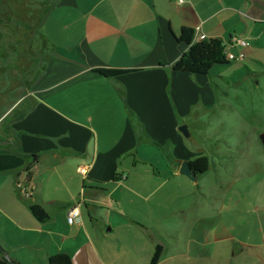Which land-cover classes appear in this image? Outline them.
Wrapping results in <instances>:
<instances>
[{
    "label": "crops",
    "instance_id": "1",
    "mask_svg": "<svg viewBox=\"0 0 264 264\" xmlns=\"http://www.w3.org/2000/svg\"><path fill=\"white\" fill-rule=\"evenodd\" d=\"M183 26L194 38L246 39L231 48L244 59L207 74L173 70L187 48L176 40ZM40 29L47 63L28 81L17 57L28 84L0 116L5 149L37 156L29 170L0 172L2 255L150 264L159 245L157 264H264L261 131L250 134L252 111L248 124L233 122L239 108L229 107L231 91L264 74V0H58ZM201 155L207 171L179 174ZM212 171L216 184L206 186ZM32 204L49 219L39 222ZM74 204L79 215L68 223Z\"/></svg>",
    "mask_w": 264,
    "mask_h": 264
},
{
    "label": "rangeland",
    "instance_id": "2",
    "mask_svg": "<svg viewBox=\"0 0 264 264\" xmlns=\"http://www.w3.org/2000/svg\"><path fill=\"white\" fill-rule=\"evenodd\" d=\"M57 2L58 0L1 1L0 22L4 25V31L0 33L3 39V45L0 42V116L10 108L20 92H24L30 77L41 71L40 64L43 62L45 66L47 63L49 49L41 42L40 27L47 10ZM18 56L19 59L27 61L25 65L28 69L27 82L24 78L21 79L23 72L19 74L26 67L19 65ZM18 83H21V89L17 87ZM231 94L229 107L239 108L238 114H231V120L233 122L244 120L248 124L252 117L249 112L252 111L256 123L250 128V134L255 135L258 131H264V74L259 76L258 81L249 84L246 90H233ZM3 123L5 124L6 120ZM1 126L2 123H0V131H2ZM227 128L223 125L220 130L226 132ZM2 141L6 143L7 140L0 138V146H5ZM204 144L206 149H210V147L207 148L210 146L209 141H205ZM220 147L224 146L220 145ZM214 174L215 172L212 171L205 178L206 186L216 184L217 177Z\"/></svg>",
    "mask_w": 264,
    "mask_h": 264
},
{
    "label": "trees",
    "instance_id": "3",
    "mask_svg": "<svg viewBox=\"0 0 264 264\" xmlns=\"http://www.w3.org/2000/svg\"><path fill=\"white\" fill-rule=\"evenodd\" d=\"M176 40L187 48L173 63V70L192 74H207L214 64L229 62L225 59L223 52L224 42L221 39L209 38L195 40L194 29L183 26ZM94 71L108 78L122 73L121 70L108 68H96ZM259 138L264 147V131L260 133ZM36 159L37 156L34 154L28 155L19 150H7L4 146H0V172L15 171L19 168L29 170ZM189 164L192 170L196 174H199L208 170L210 159L207 155H201L189 161ZM29 209L31 214L39 222H45L49 219L48 213L40 205L32 204L29 206ZM161 251V246L157 245L151 257L150 264H157ZM0 253V264H19L5 258L2 255V251ZM47 264H71V259L68 254L57 252L48 256Z\"/></svg>",
    "mask_w": 264,
    "mask_h": 264
},
{
    "label": "built area",
    "instance_id": "4",
    "mask_svg": "<svg viewBox=\"0 0 264 264\" xmlns=\"http://www.w3.org/2000/svg\"><path fill=\"white\" fill-rule=\"evenodd\" d=\"M175 1L177 2V4H183L187 2V0H175ZM201 39H204L202 34L197 35L195 38V40H201ZM248 45H249L248 41L242 37H238V36L231 37L229 41L224 42L223 52L225 55V59L231 62L242 61L245 57V53L242 50L232 51L231 48L232 47L243 48V47H247ZM79 171L83 173V168L80 167ZM78 215H79L78 204H74L67 211L66 221L68 223H72Z\"/></svg>",
    "mask_w": 264,
    "mask_h": 264
},
{
    "label": "water",
    "instance_id": "5",
    "mask_svg": "<svg viewBox=\"0 0 264 264\" xmlns=\"http://www.w3.org/2000/svg\"><path fill=\"white\" fill-rule=\"evenodd\" d=\"M119 75V74H118ZM178 130L185 136L188 135V130H187V125L186 124H181L178 127ZM179 174H182L186 176L187 178L194 180L196 173L192 170L190 164L188 161H182L179 165Z\"/></svg>",
    "mask_w": 264,
    "mask_h": 264
}]
</instances>
